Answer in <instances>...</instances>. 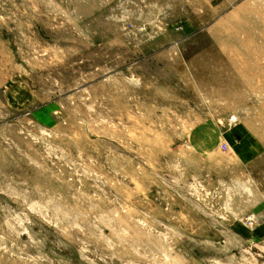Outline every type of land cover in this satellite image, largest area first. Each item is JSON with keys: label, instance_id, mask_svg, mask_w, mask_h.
Returning <instances> with one entry per match:
<instances>
[{"label": "rangeland", "instance_id": "obj_1", "mask_svg": "<svg viewBox=\"0 0 264 264\" xmlns=\"http://www.w3.org/2000/svg\"><path fill=\"white\" fill-rule=\"evenodd\" d=\"M0 264H264V0H0Z\"/></svg>", "mask_w": 264, "mask_h": 264}, {"label": "built area", "instance_id": "obj_2", "mask_svg": "<svg viewBox=\"0 0 264 264\" xmlns=\"http://www.w3.org/2000/svg\"><path fill=\"white\" fill-rule=\"evenodd\" d=\"M232 122H234L233 120H231Z\"/></svg>", "mask_w": 264, "mask_h": 264}]
</instances>
